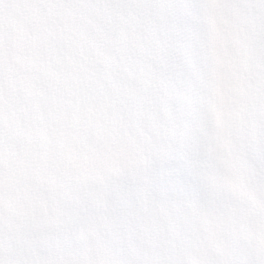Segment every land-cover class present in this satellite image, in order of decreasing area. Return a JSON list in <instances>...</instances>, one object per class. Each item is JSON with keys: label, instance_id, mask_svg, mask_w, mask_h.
I'll return each mask as SVG.
<instances>
[{"label": "snow or ice", "instance_id": "6c2138e0", "mask_svg": "<svg viewBox=\"0 0 264 264\" xmlns=\"http://www.w3.org/2000/svg\"><path fill=\"white\" fill-rule=\"evenodd\" d=\"M0 264H264V0H0Z\"/></svg>", "mask_w": 264, "mask_h": 264}]
</instances>
